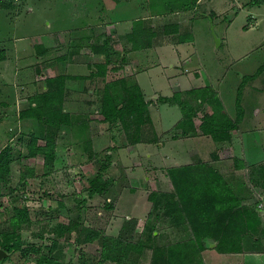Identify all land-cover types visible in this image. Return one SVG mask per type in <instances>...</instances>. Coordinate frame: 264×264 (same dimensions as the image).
<instances>
[{"label": "rangeland", "instance_id": "374dc122", "mask_svg": "<svg viewBox=\"0 0 264 264\" xmlns=\"http://www.w3.org/2000/svg\"><path fill=\"white\" fill-rule=\"evenodd\" d=\"M190 6L181 1L170 3L166 0H0V51H5V47L11 45L7 49L13 54L12 46L16 40L14 37L19 36L18 43L25 56V62L32 61L35 54L49 49L55 65L50 67L44 76H54L53 73L57 74L65 62L66 71L73 69V66L67 67L68 64L76 65L78 70L83 67L85 74L82 75L85 77L81 80V85H86L84 92L71 95L72 98H77V101L72 103L74 105L71 104L74 109L70 111L72 124L63 127L61 125L52 141H48L44 136V125L35 117L20 121L15 112V119H6L7 116H12V113L4 114L3 109L0 111V149L5 145H10L12 149L9 175L0 180V246L3 234L7 231L14 233L16 237L19 236L22 241L19 248L7 252L0 259V264H37L38 258L43 254L54 257L60 264H101V243L98 238L94 241H80L76 238V230H59L70 222L77 223L79 227L90 226L103 233L117 235L125 220L135 218L132 233L136 239L144 240V246L140 252H130L123 264H152L153 260L157 261V246L189 237V223L183 213L178 219L176 212L166 203L167 192L173 189L167 175V167L158 171L160 180H148L143 173L136 183L127 177L126 170L131 172L137 169L138 158L122 165L123 168L120 169L111 163L112 144L113 147H124L129 142L118 121L111 123L104 120L101 102L106 83L126 77L127 83L131 84L137 80L136 73L139 70L151 67L147 70L148 73L145 71L140 76L146 92L144 88L141 89L150 109L151 102H163L159 98L165 92H168L169 96L183 93L179 90L171 91L167 75L173 76L180 70L190 75L201 71L200 78L194 85L200 84L199 80L208 85H219L229 109L231 103L236 106L238 93L240 108L250 111L251 115L248 117L254 116L255 121L264 126V5L251 4L250 0H197L194 6ZM255 6H262L257 9L262 14L258 15L259 20L253 14ZM138 18H143L145 25L153 28L156 35L150 47L133 49L127 34ZM170 23H176L180 27L179 31L163 32L164 25ZM212 25L221 37L218 46ZM243 26L250 29L245 30ZM183 33H186V36L191 35L192 41L191 45L183 44L186 46L181 49L185 54L182 59H179L180 56L177 59L173 47L178 44L180 48L184 41L180 40L179 36ZM37 36L54 39L48 42L49 46H43L38 42ZM35 38L38 44L31 45L30 42ZM105 39L109 40L111 62L107 64L104 74L91 75L92 70H96L95 63L103 60V55L94 51L92 45L101 44ZM196 62H199V65ZM116 65L121 67L114 69ZM31 66L33 68V65ZM58 66L61 68L59 71ZM73 70L75 71V67ZM80 78L81 76L54 80L50 92L63 91L66 88L75 90ZM33 79L37 80L34 74ZM114 84V92L120 93V85ZM61 87L63 89H60ZM29 95L26 92L19 94L22 102L19 107L16 106L17 109L22 110L29 106ZM178 97L191 103L196 111L194 117L198 126V118L212 111L209 103L196 101L192 95L183 93L178 94ZM43 99H47L45 95ZM178 106L175 104L173 108L162 103L159 110H151V120H157L160 129L165 128L173 114L169 111L178 109L183 113ZM159 111L164 119L162 124L157 119ZM152 125L157 133L153 120ZM145 127L146 125V131ZM170 128L159 135L158 141L170 140L173 151L174 145H188L189 142L191 148L197 150L201 157H205L216 145L212 135L203 133L201 137L194 138L189 134L186 141L179 143L174 138L178 137L181 131ZM103 129L109 133L105 138L100 133ZM32 134L36 137L35 144L44 146L45 151L29 153V144L33 142ZM95 147L99 149L95 150ZM168 149V146L164 148L166 153ZM121 154L123 158V153ZM250 154L251 152L248 155L251 156ZM238 155L245 157L243 152ZM141 157V161L148 162L144 154ZM198 159L201 158L192 157L194 161ZM103 162L104 168L101 167ZM121 169L126 178H118ZM249 169L250 167L245 165L243 169H237L236 173L249 177ZM94 177L109 183L106 191L101 194L89 193L90 181ZM112 179H117V184ZM162 179L164 180L159 182ZM153 191L157 192L155 200L149 198ZM252 192L259 199L253 197L245 201L248 206L255 207L260 219L264 220V217H261L264 216V190L252 189ZM241 203L244 204L242 200ZM18 209H26L27 212L20 216ZM15 220L19 222L13 225ZM59 224L61 225L58 226ZM153 226L155 229L151 231ZM256 236H253L254 239L249 234L242 236V243L245 244L244 255H261L264 252V242L261 239L264 237V229L261 224ZM53 239H56V243L49 251ZM210 241H215L213 246H210ZM216 241L205 240V248L199 250L198 254H188L186 262L211 263L212 259L206 256H209L208 253L212 250L217 253L214 250ZM35 247L38 250H33ZM235 257L226 262L243 264ZM104 264L111 262L106 260Z\"/></svg>", "mask_w": 264, "mask_h": 264}, {"label": "trees", "instance_id": "16d2710c", "mask_svg": "<svg viewBox=\"0 0 264 264\" xmlns=\"http://www.w3.org/2000/svg\"><path fill=\"white\" fill-rule=\"evenodd\" d=\"M166 1L170 3H180L181 1L184 5L189 6L190 4V7L197 3V0ZM250 2L251 4H262L264 0H250ZM179 28L176 23H170L164 25L163 32H178ZM155 35L156 31L149 25H145L143 18L136 19L132 24L131 31L127 34L133 49L150 47L153 44L152 40ZM179 38L182 41H187L192 36H186V33H183L180 34ZM108 44L109 40L105 39L101 44L92 45L94 51L103 55V60L95 63L96 70H92L91 75L104 74L107 64L111 62V50L109 51ZM119 67L121 65H116L113 68L118 69ZM78 76L85 77V75H69L66 73L47 77V89L34 93L30 97L31 103L29 106L20 110L19 115L21 118L29 119L35 117L44 125L46 131L44 136L48 141L54 140V134H56L62 124H72L73 119L71 112L65 110L63 106L66 90L61 87L60 89H63V91L58 90V92L56 91L57 93L55 91L51 93L50 88L53 87L54 80H65L68 77ZM114 83L120 85V93L114 92ZM61 91L62 93L60 94ZM183 93L192 95L196 101L199 100L211 105L212 111L206 112L202 116L199 130L196 127L186 130V125L193 126V117L196 111L188 100L178 97V94L181 95ZM183 93H176L172 96L163 95L159 98L163 102H171L181 107L183 116L175 123V126L183 129L182 134H210L215 140L231 138V131L238 127L241 113L238 93L236 107L239 112L235 119L228 114L218 91L212 85L193 87ZM44 95L47 99H43ZM101 103V112L104 115V120L111 123L118 121L129 143L155 142L159 140V135L153 130L148 101L145 99L137 80L128 84L126 77H120L106 83ZM145 125L146 131L144 130ZM31 136L33 142L29 144V153L35 154L37 151H45L46 148L44 146L35 144L36 137L33 134ZM11 151L10 145H5L0 149V180L5 179L3 177L9 175V164L12 159V156H10ZM104 166L105 163L103 162L101 167L104 168ZM250 169L252 179L255 180L258 174L264 179V162L259 165H251ZM167 175L173 185V189L167 192V206L170 205V208L176 212L178 219L182 217L183 213V217L189 223L190 234L184 240L157 246V256H155L157 261L153 260L154 263L152 264H188L186 262L187 255L190 253L193 255V252L198 254L199 250L205 248V240L207 239L217 240L215 247L219 252L244 251L240 243L242 236L249 234L254 239L259 229V224H261L260 215L253 207L241 203V200L234 193L223 174L216 167L208 161L198 159L190 163L167 167ZM108 184V182L99 181L98 177H94L90 181L89 193L101 194L106 191ZM156 195L157 192L153 191L149 198L155 200ZM18 210L20 216L23 215L22 213L25 214L27 212L26 209ZM135 221V218L125 220L117 235L106 234L90 226L83 225L79 227L77 223L72 222L67 226H61L59 230L66 232L76 230L78 232L76 238L80 241H94L98 238L101 243L99 262L104 264L106 260H109L111 264H123L130 252H140L144 246V240L136 239L134 233H132ZM18 222L19 220H15L13 225L14 223L18 224ZM154 229L153 226L151 231H154ZM55 243L56 239H53L49 251ZM21 244L22 241L19 236L16 237L14 233L7 231L3 234L0 247L10 252L19 248ZM33 250H38V248L35 247ZM37 264L60 263L54 257L43 254L38 258Z\"/></svg>", "mask_w": 264, "mask_h": 264}, {"label": "crops", "instance_id": "0c3cea01", "mask_svg": "<svg viewBox=\"0 0 264 264\" xmlns=\"http://www.w3.org/2000/svg\"><path fill=\"white\" fill-rule=\"evenodd\" d=\"M262 5H264V3H262ZM256 7L257 6H255L253 8V10H254L253 14H254V17H257L256 19L259 20L258 15H260L261 13L259 11H257V9L262 8V6L261 7L258 6L257 8ZM231 21H232V19H231ZM244 29L248 30L250 28L244 27ZM18 38H19V36H16V37H14V39H16L15 42L11 41V42H13V44H15L12 46L13 54L7 49V47H11V45L6 46L5 51H0L1 52L0 53V111H1V109H3L4 114H6L7 112L12 113V116H7L6 119L11 118V117L15 119L14 115L16 112L18 120L21 121L23 119H28V118H21L19 115L20 110H19V108L17 109V107H19L20 103L22 102V98L21 97L19 98V94L22 92H26V94H30L29 96L31 97V94L33 95L34 93H39V92L46 90L47 89V83H45L44 81H46L47 77L44 75H46L45 73L48 71V69L50 67L55 65V62L52 61V59H51L52 54H49V49H46V50L44 49L42 52H40V54H35V57L32 58V61L25 62L26 59H25V56L21 52V47H20V43H18V41H19ZM53 39H51L47 36H37L38 42L39 43L41 42L43 44V46H45V45L49 46L50 43L48 44V42H52ZM191 41L192 40H187V41L182 42L181 44H180V42H178L180 44V48L178 47L179 46L178 44H176L175 46L173 45L174 47L172 46L173 50L175 51V55H176L177 59L179 58V56H180L179 59H182V55L185 54V53H183L184 50L181 49L182 47L186 46L183 44H185V43L190 44ZM222 41H223V38H222ZM30 43H31V45L36 44L37 43L36 38H35V40L32 39V41ZM31 55H33V53ZM160 63H161V58L159 57V64ZM196 63L199 65V62H196ZM173 64H175V61L172 63V65ZM31 65H33V68ZM65 66H66L65 62H64V65L62 67L60 66L62 68V69L60 68L61 70L59 69V66H58L57 70L58 71L60 70V71L57 72V74H59V73H66L69 75H70V73H75V74L81 73V75L85 74V72L82 71L83 70L82 66L80 67V69H82V70H78L77 66L74 64H68L67 65V67L73 66V69L75 67V71L73 69H71V71H66ZM149 68H151V67L139 70L136 73L137 81L139 82L141 88H144V92H146V87L141 82L140 76L145 71H146V73H148L147 70ZM9 70H11L12 72L10 73ZM177 70H180V69H177ZM77 71H80V72L76 73ZM33 74H34V77L37 78L36 81H35V79H33ZM53 74L57 75L56 73H53ZM200 74H201V71H199L198 74L194 73L193 75H190V73L184 74L180 70L179 73L176 72V73H174L173 76L167 75V80L169 81L170 86L172 87L171 91H175V90L178 91L179 90L181 92H184L183 90H188V89L193 88V87L208 85V84L201 82V80H199L200 84L194 85V83H196L197 79L200 78ZM51 76L52 75H48V77H51ZM82 79H84V78L81 77L80 79L77 80L78 87L75 90L66 88L65 97H64V103H65L64 109L65 110L72 112L73 108H72L71 104L73 102L77 101V98L76 99L72 98L71 95L73 93H75V92L80 93L81 91L84 92L86 85L85 84L81 85ZM209 85H212L218 91L228 114L233 119H235L237 117V113L239 112L237 107L235 105L232 106V103H231V108L229 109L227 99L223 95V90L221 89V87H219V85L217 86L214 84H209ZM81 89H83V90H81ZM89 90L92 91V89H90V88H89ZM154 90H156V89L154 88ZM164 95L169 96V93L165 92ZM154 96L158 97L157 94H154ZM162 103L169 104V106L173 107V108L175 106V104H172L170 102H156L157 105L154 102H151L150 104L152 105L151 106L152 108L150 107V109H149L150 115H151V110L152 109H155V110L158 109L159 110ZM33 104H34V102H33ZM72 105H74V104H72ZM76 105H78V104L76 103ZM176 106H178V105L176 104ZM169 112H173V114H171L172 116L169 118V124L166 125L165 128L162 127L160 129V126L158 125L157 120L152 118L154 126H155L156 131H157V134L162 135L163 131L168 130L172 126L171 128H174L175 130L181 131V132H179L180 133L179 136L174 138V140L179 142V143H183L184 141L187 140V137H189V136L187 134L186 135L181 134V133H183L182 128L175 126V123L177 121H179V119L182 118L183 113L181 111H179L178 109L171 110ZM240 112L241 113H240V118H239V122H238V127L231 131V133H232L231 138L225 139V140L213 141L214 143H216V145H214L213 149L210 150L209 154H206L205 157L203 155L201 157V155L199 154V152L197 150L191 148V145L189 142H188V145H186L185 143H184V145H174L175 150L173 151L171 144L169 142L170 140L165 141V142H163V141L142 142L141 141V142H136V143H129L124 147L123 146L122 147L121 146L113 147V144H112V146L110 147V154L112 153L110 155V157H112L111 163L113 165L117 166L118 169H120V168H123L122 165H127L129 162L134 161L138 158L139 159V165L136 166L137 169L135 167H132V169H134V168L135 169L131 170V172L126 170L127 177L130 180H133V181L135 180L134 182L138 183V181H139V179L143 173H145L144 177L146 176V179H148V180H154L155 181L156 178H157V180H160V176H158V174H159L158 171L165 169V167L193 162L194 161V160H192L193 156H195V158L199 157V158H201V160L208 161L214 167H216L223 174L224 178L229 183V185L231 186V188L233 189V191L237 195V197L239 199L241 198L242 202L248 206V203H246V201H245L247 198L255 197V198L259 199V197L257 195H254V192H252V189L264 190V179H263V177H261L260 174H258V176L255 177L256 178L255 180L252 179L250 174H249L250 176L247 177V175L244 173L245 175H243L244 177H242V175H240V173L239 174L236 173V170L237 169H239V170L243 169L245 165L250 167L251 165H259V164L264 162V126H262V124L259 125V123H257L255 121L254 116L251 118L248 117V115H251L250 111L241 109ZM157 114H158L157 119L162 124V122L164 121L163 116L161 115L160 111ZM151 117H152V115H151ZM195 117H193V126L186 125V127H187L186 130H191L192 127H196V128L198 127L197 129L199 130L200 127L196 124L197 122H196ZM29 119H31V118H29ZM198 119H199V124H200L202 121V117L198 118ZM66 125H68V124H62V127L66 126ZM103 132H105L104 129L102 131H100L101 136L103 138L107 137V135L109 133H106V132L103 133ZM4 133L6 134L7 131H5ZM197 136L201 137L202 135H201V133H197V134L191 135L190 137L194 138ZM206 136L211 137L210 135H206ZM114 138H116V137H114ZM156 145H159V147H156ZM167 146L169 149H168V152L166 153L164 148ZM97 149H99V148L95 147V150H97ZM170 152H171V154H170ZM235 152H236V154H235ZM239 152L240 153L243 152L245 154V157H243V158L239 157V155H238ZM250 152H251V154H250L251 156L248 155ZM121 153H123V158H122ZM142 154H144L148 158L147 163H146V160L141 161L140 157L142 156ZM250 159H252V160H250ZM117 161L119 162V164ZM125 169H127V168H125ZM121 171H122V169H121ZM249 172H250V169H249ZM124 173L125 172H123V171L120 172L118 175L119 176L118 178H120V179H122L123 177L126 178V175ZM168 178H169V176H168ZM112 180L115 182V184H117V182L115 181L117 179H112ZM163 180L164 179H162L159 182H162ZM249 183H251V184H249ZM253 208H255V207H253ZM261 217L263 218L264 216L262 215ZM261 226L264 229V220H261ZM256 238H258V236H256ZM261 239L264 242V237H262ZM214 242L215 241H210V246H213ZM240 243L244 247L245 244H243L242 241ZM214 250L217 252L216 254L212 250L211 253H208L209 256H206V258L210 257L212 259V262L211 263L209 262L207 264H223V263L229 264V263H227L228 259L233 257V256H236L235 258H237V260L240 259L241 262H243V264H264V260L260 261V260L264 259V257H262V256H264V252L261 253V255L257 254V253L256 254L253 253L250 255H248V254L244 255L245 253L243 251H241V252H219L216 249H214Z\"/></svg>", "mask_w": 264, "mask_h": 264}, {"label": "water", "instance_id": "95a60500", "mask_svg": "<svg viewBox=\"0 0 264 264\" xmlns=\"http://www.w3.org/2000/svg\"><path fill=\"white\" fill-rule=\"evenodd\" d=\"M212 29L215 37V43L218 46L221 42V37L215 32L213 25H212ZM6 254L7 251L4 248L0 247V259L3 258Z\"/></svg>", "mask_w": 264, "mask_h": 264}]
</instances>
